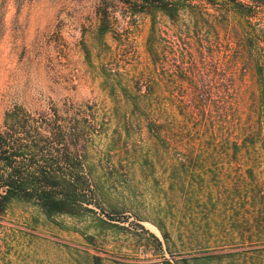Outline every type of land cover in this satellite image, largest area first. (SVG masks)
<instances>
[{
  "label": "rangeland",
  "instance_id": "374dc122",
  "mask_svg": "<svg viewBox=\"0 0 264 264\" xmlns=\"http://www.w3.org/2000/svg\"><path fill=\"white\" fill-rule=\"evenodd\" d=\"M221 1L157 14L152 62L139 3L0 0V127L16 106L55 112L112 217L17 206L0 217V264H264V113L236 41L264 36V0H235L245 19Z\"/></svg>",
  "mask_w": 264,
  "mask_h": 264
},
{
  "label": "trees",
  "instance_id": "16d2710c",
  "mask_svg": "<svg viewBox=\"0 0 264 264\" xmlns=\"http://www.w3.org/2000/svg\"><path fill=\"white\" fill-rule=\"evenodd\" d=\"M117 1L124 4L130 1L139 3L141 12L146 11L150 15L146 50L152 62L160 55L157 50L160 42L158 38L167 36V32L158 33L156 15L174 21L180 12L189 10L192 14L197 7L186 3V0ZM203 1L215 6L218 0ZM221 2L230 5L241 18L252 16L245 6L235 0ZM106 20L104 15L101 34L108 31ZM246 29L248 32H244L243 38L236 41L239 42L240 54L247 56L252 63L261 114L264 113V36L258 34L259 30L255 26ZM199 94L195 90L187 94L190 106L205 101L204 92L201 96ZM55 115L53 112L50 117L36 116L18 106L5 114L3 127H0V217L17 206H23L32 207L47 220L56 217L90 218L97 224H108L101 215L112 217L108 216L101 204L91 199L96 197L91 185L93 182L79 150L69 151L65 146L61 147L65 134L57 125ZM261 146L264 151V134ZM197 259L192 258L193 261ZM200 259L207 263L213 258L205 256Z\"/></svg>",
  "mask_w": 264,
  "mask_h": 264
}]
</instances>
